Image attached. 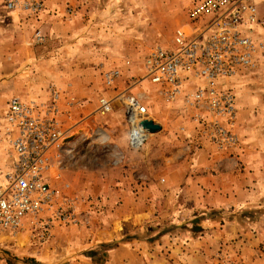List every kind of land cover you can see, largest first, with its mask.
I'll list each match as a JSON object with an SVG mask.
<instances>
[{
    "label": "rangeland",
    "instance_id": "obj_1",
    "mask_svg": "<svg viewBox=\"0 0 264 264\" xmlns=\"http://www.w3.org/2000/svg\"><path fill=\"white\" fill-rule=\"evenodd\" d=\"M1 2L0 170L8 161L7 100H46L48 93L25 97L54 87L64 108L71 103V117H63L68 130L48 181L77 223L53 221L45 239L30 218L2 231L0 264H264V66L224 83L235 95L236 142L218 147L197 129L195 111L183 99H168L141 79L145 53L171 45L194 0H43L37 19ZM36 26L42 32L31 34ZM110 69L120 76L106 87L103 73ZM137 79L131 91L142 95L161 128L131 148L121 106L114 101L100 113L97 98ZM106 209L109 223L118 210L115 238L84 244L80 256L61 260L59 243L72 235L66 229L86 227ZM75 229L81 235L83 228ZM49 250L58 257L42 259Z\"/></svg>",
    "mask_w": 264,
    "mask_h": 264
},
{
    "label": "built area",
    "instance_id": "obj_2",
    "mask_svg": "<svg viewBox=\"0 0 264 264\" xmlns=\"http://www.w3.org/2000/svg\"><path fill=\"white\" fill-rule=\"evenodd\" d=\"M1 1L5 10L27 19H37L45 9L43 0ZM262 29L264 0H194L171 45L156 44L145 53L141 79L168 99H183L195 111L197 129L212 143L234 145L235 95L224 83L248 68L264 66ZM119 76L118 69L105 71V86H114ZM138 82L131 81L112 97L97 98L100 113L111 111L114 101L121 106L131 148L144 142L148 131L140 124L150 120L142 95L131 91ZM50 91V99L42 101L11 96L3 110L8 161L0 170V233L14 231L30 218L45 239L53 221L77 223L71 206L58 205L57 191L48 181L68 130L63 117H71V103L64 108L58 91ZM141 136L143 142L136 146L134 140Z\"/></svg>",
    "mask_w": 264,
    "mask_h": 264
},
{
    "label": "crops",
    "instance_id": "obj_3",
    "mask_svg": "<svg viewBox=\"0 0 264 264\" xmlns=\"http://www.w3.org/2000/svg\"><path fill=\"white\" fill-rule=\"evenodd\" d=\"M1 4H2V2H1ZM22 23L25 24V21H21V24ZM40 24H41V22H40ZM36 25H37V23H36ZM36 27L35 28H31L30 27L29 32L31 34H35L36 33V30L38 29L39 30V33H41L42 32V28H40L39 26H38L39 28L38 27L36 28ZM49 82L51 83V79H49L48 84H49ZM51 88H48V92H47V88L46 87H44L43 90H40L39 89V91H37V90L32 91V92L29 93L28 97L26 96L25 98H29V96H35L37 94H41L42 96H44V95H46V93H48L47 96L49 95V97L46 100H49L50 99L49 92L51 93V91H50ZM31 98H33V97H31ZM127 132H128V130H127ZM127 141H128V137H127ZM114 191H118V190H114ZM109 211H110V209H106L102 213L98 214V216H96L94 218V222L93 223L91 222V220L93 218L90 219L89 220V223H87V226L86 227L83 224H79V225H75V226H72V227L66 229V231L69 234L71 233L72 235L71 236L69 235L70 238H69L68 241H66V242L60 241V243H59V247H60L61 251L66 256L65 257V256L61 255V256H63L61 258V260L62 259L63 260L64 259H67L68 260L69 257H71V256H76V255L77 256H80V254H78L80 252L79 251V247L83 246L84 244H88V243H90V244H97L98 242H106V241H110L113 238H115V236H114V233L115 232H113V231H115V228H113L111 222H113L112 219H114L116 217L117 213H115V212H118V210L116 211V209H115L113 212H111V214H110L111 215V222L110 223L107 221V219H105V220L103 219V218L107 217V215L105 217H103V215L104 214H107ZM120 213H122V212H120ZM87 222H88V219H87ZM88 225H89V228L86 229L87 230L86 232H91V234H88V233L85 234V229L84 228H87ZM75 227L83 228V230H81V235H78V236L76 235V229H75ZM100 230L103 231V233H102L103 236H100L101 234H99V235L97 234L98 231H100ZM98 236H100V237H98ZM51 241H52V239H51ZM51 241H48L47 244L48 245H51V243H50ZM42 250L44 251L43 248H42ZM50 252H51L52 255L49 258H46L49 255V253H48V255H46V257H42V259H44V258L46 260L50 259V261H51V260H53V258H57L58 257L57 253H55L56 250L54 252H52V250H51ZM40 254H42V256H43L44 253L41 252ZM54 262H58V261H54ZM61 264H64V262H62Z\"/></svg>",
    "mask_w": 264,
    "mask_h": 264
},
{
    "label": "water",
    "instance_id": "obj_4",
    "mask_svg": "<svg viewBox=\"0 0 264 264\" xmlns=\"http://www.w3.org/2000/svg\"><path fill=\"white\" fill-rule=\"evenodd\" d=\"M141 125L148 131V132H156L160 130V125L154 123L152 120H144L141 122Z\"/></svg>",
    "mask_w": 264,
    "mask_h": 264
},
{
    "label": "clouds",
    "instance_id": "obj_5",
    "mask_svg": "<svg viewBox=\"0 0 264 264\" xmlns=\"http://www.w3.org/2000/svg\"><path fill=\"white\" fill-rule=\"evenodd\" d=\"M141 128H142V127H141ZM142 129H143V128H142ZM142 142H143V137H142V136L134 140V144H135L136 146H138V145L141 144Z\"/></svg>",
    "mask_w": 264,
    "mask_h": 264
},
{
    "label": "bare ground",
    "instance_id": "obj_6",
    "mask_svg": "<svg viewBox=\"0 0 264 264\" xmlns=\"http://www.w3.org/2000/svg\"><path fill=\"white\" fill-rule=\"evenodd\" d=\"M140 126L143 128V129H145L141 124H140ZM146 130V129H145ZM147 131V130H146Z\"/></svg>",
    "mask_w": 264,
    "mask_h": 264
}]
</instances>
